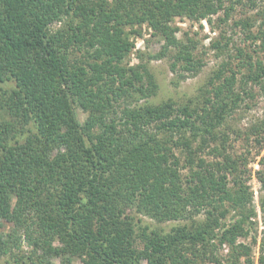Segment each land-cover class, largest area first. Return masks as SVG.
<instances>
[{
  "label": "trees",
  "instance_id": "obj_1",
  "mask_svg": "<svg viewBox=\"0 0 264 264\" xmlns=\"http://www.w3.org/2000/svg\"><path fill=\"white\" fill-rule=\"evenodd\" d=\"M245 1L252 8L259 0ZM243 3L0 0V85L6 86L0 89V222L11 224L0 232V258L223 264L221 246L229 247L232 264L248 257L250 249L237 239L247 235L256 212L240 159L227 152L221 130L241 99L238 72L223 60L195 100L151 104L146 99L158 90L153 74L146 65L123 64L133 48L129 35L141 37L146 25L163 42L153 59L172 51L173 71L196 74V44L178 38L175 19L228 22ZM54 24L60 27L52 30ZM234 26L257 50L252 56L236 48L234 57L248 71L240 81L259 84L264 30L251 33L249 18ZM76 49L80 58L72 57ZM260 165L264 189V158ZM230 210L237 219L225 224ZM139 216L176 225L151 229ZM258 262L264 264V241Z\"/></svg>",
  "mask_w": 264,
  "mask_h": 264
},
{
  "label": "rangeland",
  "instance_id": "obj_2",
  "mask_svg": "<svg viewBox=\"0 0 264 264\" xmlns=\"http://www.w3.org/2000/svg\"><path fill=\"white\" fill-rule=\"evenodd\" d=\"M236 6L234 16L228 22H221L217 16L211 18V23L207 21H189L187 19H175L174 24L179 28L178 38L187 40L190 38L196 49L193 51L194 58L201 63L200 70L192 75L176 68L172 70L173 52L169 51L164 57L152 58L157 54L163 45L158 38L151 36V31L146 25L140 28L141 37L133 34L129 35V40L133 43V48L124 59L125 66H134L137 64L146 65L153 74L158 86L157 93L146 99L151 104H159L169 99L183 103L187 99H196L200 96L204 84L213 71L218 69L223 60L231 62L232 69L237 71L236 92H239L240 101L234 111L226 118L221 130L228 136L227 152L235 158L240 159L243 179L252 194V201L249 208L255 209L256 215L252 219L253 224L246 227L248 233L244 237L237 239V244H242L250 249L247 256L241 255L238 264H259L260 244L264 241V209L261 206V200L264 201V189L258 181L256 173L261 170V160L264 158V128L255 131V127L264 125V76L259 84L248 81L246 84L240 81L243 75L248 74L247 67H241V57H234L236 48H241L245 52L256 56V45L251 39L246 37L244 31L234 26V21L242 18H249L252 22L251 33L256 34L264 30V0L256 2L255 7H250L247 2ZM221 16V15H220ZM60 27V24H54L53 29ZM136 30V27L134 28ZM222 42V48L214 47L213 42ZM186 42V41H185ZM227 46V47H225ZM81 53L77 49L72 57L80 58ZM258 57L260 55H257ZM257 58V57H256ZM253 57V61L256 60ZM241 86V87H240ZM3 84L1 88H5ZM141 100L140 102H143ZM131 102H134L133 99ZM81 121L85 119L84 113L77 110ZM263 124V125H262ZM264 127V126H263ZM207 160L211 157L204 155ZM186 174V170L182 171ZM144 225L151 229L169 230L176 225L175 222L158 223L147 217H141ZM136 217V218H139ZM202 219L203 216H199ZM237 219L235 211L230 210L224 220L225 224L233 223ZM11 224L7 221L0 222V232H8ZM23 251H28L26 246ZM218 256L223 264H232L230 249L228 246H221L218 249ZM59 264L58 260L54 261ZM0 264H11V260L6 256L0 258ZM75 264H84L80 259Z\"/></svg>",
  "mask_w": 264,
  "mask_h": 264
}]
</instances>
